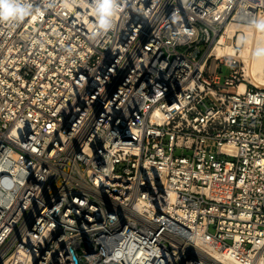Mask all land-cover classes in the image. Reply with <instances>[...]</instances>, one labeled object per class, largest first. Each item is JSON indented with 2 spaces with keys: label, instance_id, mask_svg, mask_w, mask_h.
<instances>
[{
  "label": "built area",
  "instance_id": "built-area-1",
  "mask_svg": "<svg viewBox=\"0 0 264 264\" xmlns=\"http://www.w3.org/2000/svg\"><path fill=\"white\" fill-rule=\"evenodd\" d=\"M7 2L0 264L264 254V88L214 53L264 0Z\"/></svg>",
  "mask_w": 264,
  "mask_h": 264
},
{
  "label": "bare ground",
  "instance_id": "bare-ground-1",
  "mask_svg": "<svg viewBox=\"0 0 264 264\" xmlns=\"http://www.w3.org/2000/svg\"><path fill=\"white\" fill-rule=\"evenodd\" d=\"M261 23H264V14L255 25H229L220 40L224 46L214 51L218 57L236 58L242 65L246 81L257 88H264V28L258 27ZM245 89L242 83L239 91L242 93ZM213 258L220 264H264L262 252L244 258L231 249L226 255H213Z\"/></svg>",
  "mask_w": 264,
  "mask_h": 264
},
{
  "label": "clouds",
  "instance_id": "clouds-1",
  "mask_svg": "<svg viewBox=\"0 0 264 264\" xmlns=\"http://www.w3.org/2000/svg\"><path fill=\"white\" fill-rule=\"evenodd\" d=\"M111 7V0H101L98 11L103 15L108 13ZM14 12L21 13L23 9L14 8L7 0H0V18L8 19ZM258 27L264 28V23H261Z\"/></svg>",
  "mask_w": 264,
  "mask_h": 264
},
{
  "label": "rangeland",
  "instance_id": "rangeland-1",
  "mask_svg": "<svg viewBox=\"0 0 264 264\" xmlns=\"http://www.w3.org/2000/svg\"><path fill=\"white\" fill-rule=\"evenodd\" d=\"M200 51H202V49L199 50V51H196V52L194 53V56H195L196 58H198ZM228 74H229V70L226 69V68H223V71H222V78L224 79ZM177 154H180V153L177 152Z\"/></svg>",
  "mask_w": 264,
  "mask_h": 264
}]
</instances>
